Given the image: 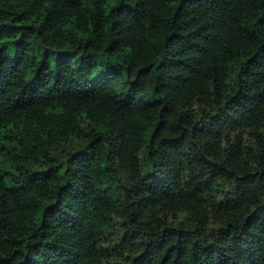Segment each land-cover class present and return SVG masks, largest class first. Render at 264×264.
<instances>
[{
  "label": "trees",
  "instance_id": "16d2710c",
  "mask_svg": "<svg viewBox=\"0 0 264 264\" xmlns=\"http://www.w3.org/2000/svg\"><path fill=\"white\" fill-rule=\"evenodd\" d=\"M0 264H264V0H0Z\"/></svg>",
  "mask_w": 264,
  "mask_h": 264
}]
</instances>
